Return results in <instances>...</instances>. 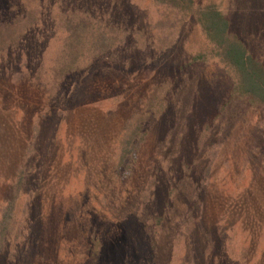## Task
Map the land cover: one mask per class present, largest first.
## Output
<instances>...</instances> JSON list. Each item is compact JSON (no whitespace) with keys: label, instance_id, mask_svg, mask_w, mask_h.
Returning a JSON list of instances; mask_svg holds the SVG:
<instances>
[{"label":"rangeland","instance_id":"374dc122","mask_svg":"<svg viewBox=\"0 0 264 264\" xmlns=\"http://www.w3.org/2000/svg\"><path fill=\"white\" fill-rule=\"evenodd\" d=\"M194 2L264 66V0ZM73 9L131 46L66 66ZM159 15L152 0H0V264H264V108L234 96L200 27Z\"/></svg>","mask_w":264,"mask_h":264},{"label":"trees","instance_id":"16d2710c","mask_svg":"<svg viewBox=\"0 0 264 264\" xmlns=\"http://www.w3.org/2000/svg\"><path fill=\"white\" fill-rule=\"evenodd\" d=\"M152 1L158 6L160 12L157 23L159 28H163L167 24L175 27V24L182 25L192 20L195 26L200 27L205 41L217 50L221 60L235 71L236 81L232 90L234 96L246 99L247 104L251 106L264 108V66L247 52L242 42L230 35L229 20L215 6H196L194 0ZM60 14L67 17L65 12H60ZM105 15V13L97 14V10L93 13L80 9L70 11L69 18L72 20L73 31L68 33L70 35L68 40L62 43L61 52L69 62L66 66L71 65L79 56H87L89 52L94 54L95 58L114 57L116 54L115 43L126 44V47L127 44L131 46L125 41L124 35L120 38V35L112 29L107 32H99L100 20ZM89 21H97L99 27H93ZM164 84H166L165 81L161 84L162 89L166 88ZM160 100L163 101V99ZM141 128L138 125L133 131V136L126 137L125 147L122 145L123 153L121 152L119 155L120 164L129 161L127 156L133 154L131 149L137 148L134 134Z\"/></svg>","mask_w":264,"mask_h":264}]
</instances>
